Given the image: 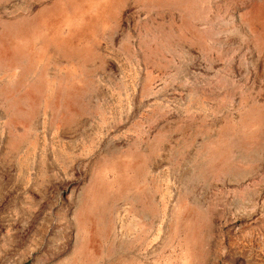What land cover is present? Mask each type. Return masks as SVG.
<instances>
[{
  "label": "rangeland",
  "instance_id": "1",
  "mask_svg": "<svg viewBox=\"0 0 264 264\" xmlns=\"http://www.w3.org/2000/svg\"><path fill=\"white\" fill-rule=\"evenodd\" d=\"M0 264H264V0H0Z\"/></svg>",
  "mask_w": 264,
  "mask_h": 264
}]
</instances>
